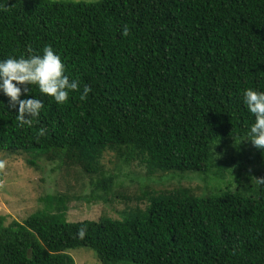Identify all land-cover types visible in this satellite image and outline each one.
<instances>
[{
  "label": "trees",
  "instance_id": "1",
  "mask_svg": "<svg viewBox=\"0 0 264 264\" xmlns=\"http://www.w3.org/2000/svg\"><path fill=\"white\" fill-rule=\"evenodd\" d=\"M45 45L80 87L57 104L29 85L43 103L30 127L0 93V149L35 152L25 158L34 167L36 158L54 162L67 185L89 176L100 197L118 176L101 162L111 152L146 168L135 195L146 206L68 221L70 197L48 194L23 221L0 214V264H75L69 251L79 247L102 264H264V151L246 157L258 166H244L237 185L226 178L228 190L209 175L224 143L250 142L242 92L264 91V0H5L0 59ZM155 174L188 181L155 190ZM208 180L217 190L203 195Z\"/></svg>",
  "mask_w": 264,
  "mask_h": 264
},
{
  "label": "rangeland",
  "instance_id": "2",
  "mask_svg": "<svg viewBox=\"0 0 264 264\" xmlns=\"http://www.w3.org/2000/svg\"><path fill=\"white\" fill-rule=\"evenodd\" d=\"M96 1V0H84ZM256 149L251 142L242 145L238 143H224L219 152L215 156V160L223 162L220 166L212 167V182L219 184L222 191L228 190L229 180L234 183L240 170H244V166L252 169L258 166L254 162L248 164L246 157H250V153H255ZM35 153V152H32ZM21 150L0 149V214L6 217V224L13 220L23 221L33 212L42 209L46 203L41 200L46 195L67 194L70 199L67 201L68 221L80 220H97L102 215L113 218H122L128 209L135 206L144 208L145 201H137L135 195L139 194L137 190L139 186L138 180L143 181L146 174V168L140 164L132 163V167L124 164L118 157L108 152L103 156L101 162L109 173H117L116 184L113 191L107 197H100L102 192L95 189L91 184L89 176L83 177L79 182H72L68 185L59 177L61 171L55 169L56 164L45 158H36L38 167L29 165L26 159H33V154ZM26 158V159H25ZM242 165L243 167H241ZM217 172L223 174L224 178H229L220 183V179L215 180ZM247 172V171H246ZM182 175L181 173H179ZM244 174H246L244 172ZM242 179L244 178V175ZM184 177L190 175H199L198 172L183 173ZM73 178V174H71ZM155 180V182H154ZM176 181L164 183L160 177L155 174L149 181L155 190L162 188L173 189L178 186L177 181L185 182L186 179H180L175 176ZM189 181L193 184L197 183L204 186V183L198 178L191 176ZM244 183V180H241ZM144 182V181H143ZM205 193H215L217 190L208 180ZM238 181L233 185H237ZM96 190V192L93 191ZM125 195H128L125 197ZM99 196V197H98ZM104 196V195H103ZM75 260V264H102L98 261L97 254L94 250L87 247H79L69 251ZM135 264V263H125Z\"/></svg>",
  "mask_w": 264,
  "mask_h": 264
},
{
  "label": "clouds",
  "instance_id": "3",
  "mask_svg": "<svg viewBox=\"0 0 264 264\" xmlns=\"http://www.w3.org/2000/svg\"><path fill=\"white\" fill-rule=\"evenodd\" d=\"M5 6V0H0V8ZM128 27L121 30L122 36L128 35ZM66 66L60 55L53 48L45 45L42 54L28 57L8 56L0 59V93L8 97L9 104L16 108L17 121L22 126H31L32 119L38 118L43 103L34 96H28L29 85H36L39 92L53 98L57 104H63L69 99L70 92L78 91L80 84L77 79H69ZM91 89L84 85L79 93L81 101L85 100ZM21 96L27 98L21 99ZM242 103L254 117L253 123L245 133L246 139L261 151H264V91L252 88L242 92ZM44 130H40L43 135ZM84 229H80L83 234Z\"/></svg>",
  "mask_w": 264,
  "mask_h": 264
}]
</instances>
